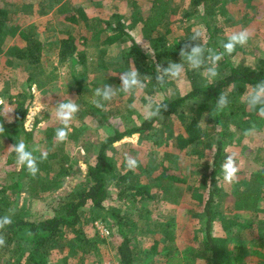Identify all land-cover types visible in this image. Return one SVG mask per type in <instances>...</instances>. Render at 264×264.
I'll return each mask as SVG.
<instances>
[{
	"label": "trees",
	"instance_id": "1",
	"mask_svg": "<svg viewBox=\"0 0 264 264\" xmlns=\"http://www.w3.org/2000/svg\"><path fill=\"white\" fill-rule=\"evenodd\" d=\"M57 1L50 0L42 13L46 15ZM233 1L235 0H187L191 11L184 17H196L204 24V30L207 31L204 43L206 47L224 51L218 37L226 34V24L230 21L229 13L233 12ZM249 1L251 6L257 5L258 2ZM173 2L174 0H152L150 11L145 17H141L140 20L131 19L134 28L139 26L138 32L142 40L138 38V32L127 26L129 20L120 6L112 9L105 5L103 8L95 9L100 15L99 18H93L88 8L83 5L73 7V12L65 18V21L76 28L74 31L64 32L61 37L57 48L60 64L68 66L73 76H76V66L88 70L86 51L88 41L97 43L105 41V44H113L121 38H126L130 41V47L124 56L133 60L142 78L148 76V79L144 80L148 84V90L164 91L171 79L165 78L164 84L157 83L156 67L157 65L167 67L170 62H181L179 52L187 42L176 39L175 43H170L168 36L173 31L166 25V20L172 18ZM66 3L70 4V0L62 2L57 9L62 14ZM132 3L134 4V1ZM17 10V5L11 6L7 0H0V56L8 58V64L11 66L22 69L31 89L33 83H40L44 74L52 78L53 73L47 72L44 68V64L49 62L45 52V42L33 32V26H28L27 32L21 31V25L16 19ZM247 17L248 21L253 22V15ZM112 18L115 19L114 22ZM16 36H21L22 42L8 46V40ZM143 40L148 42L147 48L141 44ZM261 45L262 43L260 45L256 43L257 48ZM263 50L259 49L255 52L253 61L248 60V55H245L246 53L240 48L235 49L231 55L225 54L218 64L222 65L227 73L222 77L214 78L211 83L201 74L203 69L192 70L185 63L183 76L190 81L191 89L174 98L164 96L163 99H159V102L168 105L167 111L162 112L161 116L144 118L124 129L115 128L107 135L100 144L94 163L87 164L83 186L60 197V200L51 206L52 214L30 220L22 214L17 203L13 208L8 202L3 205L0 203V217L11 214L13 221L2 230V234L6 237V246L0 247V264L3 259H6L5 264H93L94 257L102 254L104 246L107 250V241L100 237V230L95 224L98 220H102L110 228L112 236L116 237L117 241L112 246L113 256L117 257L121 264H135V262L160 264L155 259L145 262L142 256V240L149 241L152 240L151 237H154L151 247L161 246L160 255L162 254L164 260L162 264H197L199 259H209L212 264H247L244 247L237 245L240 251L237 250L235 253L228 249L231 239L226 232L235 227L236 220L228 217L217 223L214 212L222 205L223 200L230 203L226 207L229 213L245 212L251 217L259 216L264 207V179L257 173L247 172L244 178L245 184L238 178L230 193L224 192L222 188L221 173V163L233 145L235 132L247 130L255 123L256 133L264 137V118L241 102V97L249 86L264 81ZM101 83L102 87L109 84L119 88L121 81L119 76L112 74ZM221 93L227 94L228 106L224 112H216L212 116L215 102ZM30 96L31 93L26 95L27 98ZM115 98L104 101L103 110L98 109L93 102L87 103L86 110L102 118L122 112L115 107ZM199 100H203L201 106L198 104ZM26 102L18 101L21 108L17 112L19 123L14 122L13 125L6 124L1 113L3 106L0 104V127L3 128V131H0V139H7L10 146L21 140V134L24 135L25 143L32 136V133L24 128L29 104L28 101ZM189 106L191 113L186 111ZM160 126L165 127L166 130L167 127L171 128L170 136L174 138V147L179 151L190 148V154L201 157L205 155L206 148H213L208 161L194 165L200 166L199 169L202 170L199 186L193 183L196 186L193 195L202 201L203 225L195 230L193 236L197 246L183 247L185 254L178 250L176 244L178 236L174 228L175 223L163 219V207L159 208L155 205L160 200H163L164 207L166 203L176 204L177 195L164 186L160 189L163 194L158 196L141 181L142 165L139 164L136 169L138 172L135 173L127 169L125 158L120 162L114 155V144L134 135L151 138L154 144L159 143V135L162 132ZM243 126L246 127L243 129ZM55 131L54 128H47L49 147L54 140ZM69 136L78 139L80 130L74 128ZM46 152L47 159L43 161L40 160L41 152L36 155L39 171H44L46 176L39 172L32 176L26 167H22L21 179L24 182L23 175H26V179L37 178L39 180L35 185H30L33 190L38 184L42 192H53L60 185V181L48 178V172L51 169V161L58 158L59 154L55 151ZM7 156V162H16L14 150L10 149ZM163 156L162 167L169 164L167 160L178 162L180 159L178 153H170V151L165 152ZM62 159L59 175L64 177L69 158L64 155ZM153 168H157V165ZM161 175L162 173L159 176ZM165 176L170 182H189L179 175ZM18 185L21 187L22 183ZM111 187L116 188L115 195L109 192ZM4 191V188H1L0 192ZM97 208L103 209L106 213L101 219L95 213ZM10 209L11 213H9ZM155 210H158V213L154 212ZM259 220L264 223V218ZM218 225L221 226L222 233ZM200 233L203 234L201 238ZM251 253L258 257L259 264H264V249L255 248Z\"/></svg>",
	"mask_w": 264,
	"mask_h": 264
},
{
	"label": "rangeland",
	"instance_id": "2",
	"mask_svg": "<svg viewBox=\"0 0 264 264\" xmlns=\"http://www.w3.org/2000/svg\"><path fill=\"white\" fill-rule=\"evenodd\" d=\"M49 1L7 0L11 6L17 5L18 7L16 19L21 25V31L27 32L26 28L33 26V32L45 42V52L49 62L47 61L44 64V68H46L47 72L53 73V77L48 78L44 74L40 81L41 84L33 83L30 89L26 77L21 71L22 69L18 66H11L8 64V58L3 55L0 56V104L3 106L1 113L6 124L19 123L17 112L21 108L18 101L20 100L22 103L28 101L24 128L32 133V136L26 142L29 150L36 149L33 153L35 157L39 152H46L47 150L50 152L55 151L59 154L58 158L51 161V169L48 172V178L60 181L58 188L53 192H42L43 190H39L37 184L35 186L36 189L33 190L30 185H35L39 179H26V175H23V182L21 179L22 166H18L16 162H7V155L11 146L8 144L7 139H0V190L1 188L5 190L0 192V203L3 205V203L8 202L11 208L17 203V207H20L22 214L30 220H36L52 214L53 209L51 206L60 200V197L83 186L87 164L94 163L95 155L102 140L112 133L115 128L124 129L144 119V108L148 104V100H159L163 99L164 96L174 98L187 93L191 89L190 81L185 76L179 80H171L162 92H150L148 84L144 82L145 87L140 91H133L132 93L118 91L115 98V107L122 110V112L113 113L107 118L89 113L86 110L87 103H92L96 99L94 92L97 88H102V80L112 74L116 77L119 76L120 79V73L124 72L125 69L135 67L136 64L132 59L130 60V58L124 56L130 47L129 39L121 38L113 44H105V41H100L99 43L88 41L86 49L88 70L76 66V76H73L68 66L60 64L57 55V48H59L64 32L74 31L76 28L66 22L65 18L73 12V7H79L80 5L87 7L93 18L100 17L95 9L103 8L105 5L112 9L120 6L121 11L129 20L127 26L138 32L139 26L134 28L131 19L140 20L141 17H145L150 11L152 0H70V4L66 3L64 14L57 9L65 0H58L53 8H50V11L44 15L42 11L49 4ZM133 1L134 4L132 3ZM257 1V5L253 4L252 6L249 0L233 1V12L229 13L230 21L226 24L225 29L226 34L245 29L251 33L246 45L236 47V49H243L250 61H253L255 52L259 51V49H264V0ZM190 11L191 8L187 5V0H174L171 8L172 18L171 20H166V25L170 26L173 31L168 36L171 44L175 43L176 39L180 42L190 39L193 29L197 27L205 33L206 37L207 31L204 30V24L198 18L193 16L184 17ZM247 15H253V22L247 20L249 19ZM111 20L115 21L113 18ZM90 27H92V24ZM226 34L218 37L220 45L221 41L226 42ZM137 36L140 39L142 38L140 32L137 33ZM21 42L22 37L16 36L10 38L7 45H18ZM202 43H205V38ZM256 43L259 45L262 43V45L257 48ZM141 44L145 48L148 47L147 41L143 40ZM239 52L241 54L242 51L240 50ZM240 54L239 57L241 56ZM218 73L216 78L224 76L227 70L218 64ZM29 93H31V96L27 98L26 95ZM68 98L74 99L80 105L79 112L70 123L71 132L74 128H77L80 130V136L78 139L68 136L65 142H54L53 140L49 147L47 128L51 127L56 130L62 126L55 118V106L58 101ZM199 101L198 104L201 106L203 100ZM131 105H135V107H130ZM191 106L186 108L188 113H191ZM123 108H125L124 111ZM244 127L246 126H243V129ZM160 129H162V132L159 135V143L154 144L151 138H141L139 135H134L114 144V155L118 157L120 162L124 160L125 153L137 158L139 164L142 165V170L140 169L142 173L140 176L141 181L146 183L158 196L163 194L160 189L164 186L169 188L171 193L177 195L178 203L176 204L166 203V207H164L163 200H160L155 205L159 208L163 207V219L175 223L174 228L178 236L176 244L178 250L185 254L183 247L197 246L193 236L195 230L203 225L202 201H199L193 195L196 186L200 184L202 170L199 169L200 166L196 167L194 165L208 161L213 148H206L205 155L201 157L190 154V148L179 151L178 148L174 147V138L170 136L171 128L167 127L166 130L165 127L160 126ZM244 132L245 129L235 132L233 145L228 151V154L237 153V162L240 167L237 177L243 184L246 183L244 178L248 174L247 172L257 173L264 179V137L256 132L250 137H245ZM23 138L24 135L21 134L20 139ZM167 151L178 153L180 159L178 162L167 160L169 164H165L162 167L161 165L164 164L163 155ZM64 155L68 156L69 159L66 162V175L62 177L59 175V170L63 164L62 158ZM155 165H157V168H153ZM137 172L135 170V173ZM39 173L46 176L44 171H39ZM161 173L162 175L159 176ZM171 174L182 176L189 182H170V179L168 180L165 175L169 176ZM194 182L196 186L193 185ZM20 183H22L21 187L18 185ZM233 185L234 183L226 184L222 180L224 192L230 193L233 190ZM36 190L37 192H35ZM116 191L114 187L109 190L113 195L116 194ZM113 204H117V202H113ZM228 205L230 203L223 200L222 205L217 207L214 212L217 223H221L223 219L228 217L236 220L235 227L226 232L231 239L228 249L230 252L235 253L237 250L240 251L239 247H244L247 253V264H257L258 257L252 255L251 250L255 248L264 249V223L259 220L264 218V207L259 216L251 217L245 212L229 213L226 209ZM154 212L158 213V210ZM95 213L100 217L99 219L106 214L103 209L99 208L95 210ZM255 227L257 228L256 230ZM218 228L220 233H222L221 226L218 225ZM99 235L107 241V250H105L104 246L102 254L99 257H94L95 261L93 264L107 262H111L110 264H121L119 259L113 256L112 246L117 241L116 237L112 236L111 231L108 235H102L101 233ZM199 236L201 238L203 234L200 233ZM153 238L151 237L152 240L149 241L148 239L142 240V256L145 258V262L155 259L162 264L164 260L161 256L162 254L160 255L161 246H150ZM5 262L6 259H3L1 264H5ZM135 264H139V262H135ZM197 264L212 263L209 259H199Z\"/></svg>",
	"mask_w": 264,
	"mask_h": 264
},
{
	"label": "clouds",
	"instance_id": "3",
	"mask_svg": "<svg viewBox=\"0 0 264 264\" xmlns=\"http://www.w3.org/2000/svg\"><path fill=\"white\" fill-rule=\"evenodd\" d=\"M226 42L221 41V47L223 52L217 51L214 48L206 47L202 41L205 38V33L198 27L193 29V34L190 39L180 49L179 55L181 62H170L167 67L157 65L156 67V81L159 84L165 83V78L171 80H179L183 77L185 72V63L192 70H201V73L208 81H211L218 76V62L221 61L225 54L231 55L237 46L243 47L247 44L251 37V33L245 29L241 31H235L231 34H226ZM148 79V76H141L139 70L133 67L129 71L120 73L121 84L119 88L105 84L102 88H97L94 92V96L97 99L93 100V103L98 109L103 110L104 101H111L117 96L118 91L124 93H132L133 91H140L145 87L144 80ZM241 102L245 103L249 109L255 110L258 114L264 118V81H261L255 85L249 86L248 90L241 97ZM227 94L221 93L215 102V107L211 113L214 116L216 112H224L228 106ZM130 107H135L131 105ZM168 105L161 103L156 99H150L148 104L144 108V114L146 119H152L154 117L161 116L162 112L167 111ZM80 110V105L75 102L74 99L68 98L62 101H58L55 106V118L62 125L57 128L54 134V142H65L68 139L71 132L70 123L75 118L76 114ZM0 131L3 128L0 127ZM257 131L255 123L245 130V137H250ZM16 153V163L18 166L26 167L29 174L35 176L39 172L37 158L34 156L36 149L29 150V146L21 139L18 143L10 147ZM227 152V149H225ZM125 163L128 170L135 171L139 167V161L137 158L132 157L128 153L124 154ZM47 159V152L41 151L40 160ZM240 171V167L237 162V153L232 152L227 154L223 162L221 163V173L223 180L226 184H233L237 182V174ZM11 209L9 213H11ZM11 214L0 217V247L6 246V237L2 234V230L12 224Z\"/></svg>",
	"mask_w": 264,
	"mask_h": 264
},
{
	"label": "built area",
	"instance_id": "4",
	"mask_svg": "<svg viewBox=\"0 0 264 264\" xmlns=\"http://www.w3.org/2000/svg\"><path fill=\"white\" fill-rule=\"evenodd\" d=\"M95 224H96L97 228L100 230V233L102 235H104V234L108 235L110 233L109 228L103 223L102 220L96 221ZM110 263L111 262H107V263H96V264H110Z\"/></svg>",
	"mask_w": 264,
	"mask_h": 264
}]
</instances>
